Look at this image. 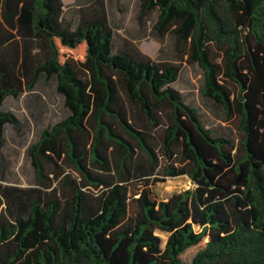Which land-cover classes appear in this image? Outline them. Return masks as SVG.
Segmentation results:
<instances>
[{
	"label": "trees",
	"instance_id": "16d2710c",
	"mask_svg": "<svg viewBox=\"0 0 264 264\" xmlns=\"http://www.w3.org/2000/svg\"><path fill=\"white\" fill-rule=\"evenodd\" d=\"M135 2L176 62L116 49L105 0L74 29L62 0H0V153L29 128L7 99L53 83L64 110L26 149L32 185H0V264H264V0ZM183 63L239 145L172 88ZM181 176L193 187L154 199Z\"/></svg>",
	"mask_w": 264,
	"mask_h": 264
},
{
	"label": "rangeland",
	"instance_id": "374dc122",
	"mask_svg": "<svg viewBox=\"0 0 264 264\" xmlns=\"http://www.w3.org/2000/svg\"><path fill=\"white\" fill-rule=\"evenodd\" d=\"M152 19H155L153 15ZM141 52L156 61L176 62L173 49V42L170 38H166L160 51L159 45L152 40H145L142 44ZM140 49V47H139ZM202 87V71L198 66H190L182 64L180 76L172 88L180 92L184 102L199 111V118L203 126L211 131L213 137H223L233 141L235 145H239L240 134L237 131V122L228 123L225 120L224 113L221 108L214 105L209 100L204 99L200 90ZM52 94V116L50 124L60 121L64 116V110L60 97ZM40 92H49V89ZM22 100L9 99L6 101V108L15 111L18 117L24 120L25 113L21 106ZM47 122V121H46ZM39 125L35 122L27 121L28 130L23 134H16L11 130L7 131V146L4 149V159L7 161V181L15 183L18 186L28 187L34 181L33 170L29 159L26 157V149L32 143L36 136L40 133L43 124ZM191 181L186 176L168 179L164 183L155 184L153 187L154 199L158 202L167 201L174 194L181 193L192 188ZM163 241V247L167 241V235L158 234Z\"/></svg>",
	"mask_w": 264,
	"mask_h": 264
},
{
	"label": "crops",
	"instance_id": "0c3cea01",
	"mask_svg": "<svg viewBox=\"0 0 264 264\" xmlns=\"http://www.w3.org/2000/svg\"><path fill=\"white\" fill-rule=\"evenodd\" d=\"M105 2L107 5L109 23L114 31V46L116 49L120 48L123 40H129L136 44L138 48L140 47V51H143L142 44L145 40H152L159 45L158 51L161 50L162 45L153 37L150 28H141L139 26L136 18L138 7L135 0H105ZM62 3L64 5L63 19L65 22L70 23L72 29H74L79 22V11L86 5V0H62ZM51 87L54 88V93H56L53 83L40 82L32 92L24 93L18 99L9 98L13 100H22L21 106L26 117L24 120L18 117L15 111L6 108V101L9 99L5 101L3 110L14 113L23 122L30 121L41 125L47 121L46 124L42 126L41 130H43L51 125V96L53 94L50 90ZM45 89H49V92H40ZM7 170L8 164L4 159L3 148L0 153V185H16L15 183L7 181Z\"/></svg>",
	"mask_w": 264,
	"mask_h": 264
}]
</instances>
